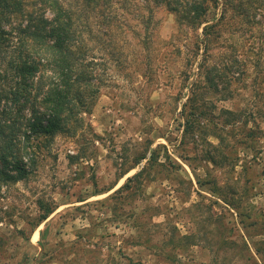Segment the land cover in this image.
<instances>
[{"label":"rangeland","instance_id":"rangeland-1","mask_svg":"<svg viewBox=\"0 0 264 264\" xmlns=\"http://www.w3.org/2000/svg\"><path fill=\"white\" fill-rule=\"evenodd\" d=\"M68 2L81 13L82 0ZM249 5L247 18L227 12L190 66V31L153 0L116 5L118 23L106 34L88 18L98 101L74 137L37 151L27 179L0 186V264H245L243 255L224 258L215 242L221 217L240 245L243 224L264 230V0ZM220 14L211 9V23ZM204 58L214 84L202 81L188 101ZM227 112L251 121L232 130ZM187 120L202 129L190 133ZM214 126H225L219 149L207 135ZM40 201L58 208L37 226ZM247 240L264 249V236Z\"/></svg>","mask_w":264,"mask_h":264},{"label":"trees","instance_id":"trees-1","mask_svg":"<svg viewBox=\"0 0 264 264\" xmlns=\"http://www.w3.org/2000/svg\"><path fill=\"white\" fill-rule=\"evenodd\" d=\"M126 1L82 0L83 10L78 14L67 0H0V186L27 179L37 166V151L49 147L59 135L74 137L83 116L92 114L99 98L100 83L93 68L95 63L88 56L90 35L93 38L88 18L98 21L100 33H109L111 25L118 23L116 5L126 4ZM153 1L175 15L180 30L190 31L189 66L202 56V50H208L209 37L218 35L215 28L229 10L244 18L252 13L250 0ZM219 7L220 18L211 23L215 18L210 19V10ZM197 66L199 71H204V76L198 74V81L191 83L188 101L192 102L199 98L202 81L209 85L215 81L213 67L206 64L205 58ZM227 113L232 115L233 124L229 123L232 130L237 129L236 124L244 130L251 121L252 114ZM194 115L198 118L194 121L201 123L204 119L201 112ZM187 121L190 133L197 127L202 129L199 124ZM214 129L216 132L207 135L218 141L215 149H219L225 142V126H214ZM234 138L237 145L245 143ZM151 153L149 164L155 162L156 151ZM207 159L217 164L214 156L208 155ZM148 169L144 167L129 178L121 189L141 178ZM228 206L235 209L231 204ZM38 207L37 226L58 208L54 202L43 201ZM218 224L223 233L222 240L219 237L215 242L218 253H223L226 259L234 253L243 255L245 264H264L257 256L264 254V249L254 242L252 251L247 240V237L264 236V230L252 233L247 229L249 225L242 223L240 245L232 239L234 226L228 227L224 217ZM261 244L264 246V240Z\"/></svg>","mask_w":264,"mask_h":264}]
</instances>
